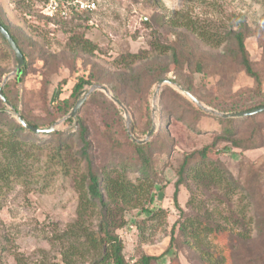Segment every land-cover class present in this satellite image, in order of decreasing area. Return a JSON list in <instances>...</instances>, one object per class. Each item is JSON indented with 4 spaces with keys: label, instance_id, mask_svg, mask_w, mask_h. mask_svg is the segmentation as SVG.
Segmentation results:
<instances>
[{
    "label": "rangeland",
    "instance_id": "374dc122",
    "mask_svg": "<svg viewBox=\"0 0 264 264\" xmlns=\"http://www.w3.org/2000/svg\"><path fill=\"white\" fill-rule=\"evenodd\" d=\"M43 2L0 0V16L10 25L28 53L22 66L28 70L23 80L22 75H16L15 53L0 36V86L4 78L9 76L12 89L18 91L21 99L19 110L5 106L1 98L0 105L17 122L16 113H20L24 107L23 99L28 101L26 112L48 117L42 103L45 93L47 108L59 117L50 125L41 127L56 123L57 130L53 132L76 131L77 116L81 114L90 126L91 152L101 170L107 164L119 165L122 169L125 161L132 163L136 154L130 141L138 143L133 137L146 138L155 125L152 136L141 144L153 141L151 152L157 158L159 174L155 178V201L151 207L162 208L165 213H157L151 218L150 213H143L140 208L126 211L127 224L118 230L124 243L125 257L134 263L142 254L161 255L168 249L171 236L174 235V253L152 264H204L199 251L184 244L179 233V222L199 212L204 214L201 218L205 220L204 209L198 211V208L203 206L202 201L207 197H210L209 207L214 211L215 219V194L189 178L187 184L179 186L178 202L185 212L181 214L173 198L177 171L186 153L202 149L214 140L219 131L215 127V117H226L211 110L238 112L261 105L263 98L258 95L264 93V0H99V7L94 13L55 21L42 13ZM177 11L194 17L200 25L205 24L212 34H222L225 28L233 25V14L245 15L251 29L246 46L254 67L262 77L261 92L255 79L242 65L216 55L222 47L217 48L194 34L196 49L205 51L212 61L204 71H195L189 65L177 72L170 65L166 78L172 79L183 89L186 88L181 82L190 84L193 91L186 90L209 110L192 101L175 84H162L157 92L160 79L141 93H132L128 88L125 94L127 102L122 101L127 111L104 91L94 90L79 108L76 118L72 117L70 122L69 113L84 90L93 84H101L106 85L111 92L109 85L91 82L84 86L69 112L60 116L58 101L70 97L79 76L88 77L95 67L98 73H102V67L114 65L115 59H120L122 54L143 50L149 58L156 57L160 53L154 49L153 41L169 43L176 40L175 34L161 24L160 18L172 16ZM73 35H84L97 45V49L93 53L74 51L71 45ZM127 63L132 64L131 58ZM167 86L173 91L164 90ZM97 91L103 92L117 107L121 119L110 101L92 97ZM196 108L207 115L197 120ZM253 115L256 116L257 131L262 139L259 140L261 146L244 150L221 140L216 144L215 151H208L211 160L221 159L233 175L246 184V188L240 189L234 196L231 207L245 211V221L252 229L251 238L245 240L234 232L232 235L225 233L214 236L213 242L220 246L222 255L227 257V264H264V232L260 231L261 227L264 228V111ZM250 116L233 117L239 121L237 127L240 135L251 132L253 125L248 120ZM148 119L150 123L147 126ZM112 120L114 124L108 127L106 122ZM202 120L205 121L203 127H198L197 122ZM7 122L4 119L1 124L9 127ZM131 128L133 137L129 133ZM160 128L165 129V134L159 132ZM50 133H36V137L22 134L21 137L26 142L44 147L48 145L52 149L55 148L56 138L52 139ZM74 149H78L77 144ZM41 156L39 159H30L33 167L26 183H17L10 190L0 189V264H16L18 255L30 264L61 261L60 244L51 238L56 229H64L76 217L78 193L71 177L60 172L54 162L50 169L45 168V161L49 159L44 158L47 154ZM69 158L68 161L74 160ZM71 165L72 172H83L82 166ZM127 174L133 180L140 176L134 164L127 168ZM194 192L197 196L193 197ZM228 205L221 204L219 211L229 212L231 208Z\"/></svg>",
    "mask_w": 264,
    "mask_h": 264
},
{
    "label": "trees",
    "instance_id": "16d2710c",
    "mask_svg": "<svg viewBox=\"0 0 264 264\" xmlns=\"http://www.w3.org/2000/svg\"><path fill=\"white\" fill-rule=\"evenodd\" d=\"M160 20L164 27L175 34L176 40L169 43L160 40L153 41L154 49L160 53L156 57L149 58L146 51L143 50L137 53L122 54L120 59H115L114 65L110 66L111 68L102 67L101 69H104L102 73H98L95 67L88 77L79 76L72 88L70 97L58 101L57 110L60 116L69 112L84 86L91 82L109 85L113 95L125 103L127 102L125 94L128 92V88L131 89L132 93H141L148 89L153 82L166 78L170 71V65H173L177 72L183 71L185 66L188 67L189 65L195 71H204L209 62L212 61V57L205 51L196 49L194 34L217 48L222 47L216 55L242 65L245 71L255 79L261 92L262 77L254 67L246 46V38L251 29L245 15L233 14V25L225 28L222 34H212L205 27V24L200 25L198 20L183 11H177L167 18L162 16ZM0 23L10 32L26 61L28 53L17 35L1 16ZM0 36L4 39L1 33ZM74 39L76 40L74 41ZM4 41L6 40L4 39ZM71 45L74 51L79 52L81 50L86 53H93L97 49V45L84 35H73ZM167 56L168 60H164ZM129 58H131L132 64L127 63ZM26 67H29L28 61ZM21 72V79L24 80L28 70L26 71V68L23 67ZM181 84L187 90L193 91L190 84L184 82ZM166 89L173 91L168 86L164 90ZM3 92L15 110H19L21 99L18 91L12 89L10 80L6 83ZM42 96L43 107L46 108L48 117H38L29 111L26 112L28 101L24 99L22 100L24 107L20 110L21 115L30 124L37 127L50 125L59 117L53 115L47 108L45 93ZM258 96L263 98L261 105H264V93L261 92ZM92 97L110 101L100 91L95 92ZM110 105L121 119L117 107L111 101ZM194 110L198 115L197 120L202 115H207L197 108ZM255 117L252 114L248 118L253 125L248 135L239 134L237 127L239 121L237 119L215 117V127L219 131L212 143L202 149L186 153L177 171L178 178L175 182L176 189L173 198L181 214H185V212L178 202L179 186L183 183L187 184L189 178L198 186H203L215 194V219L213 217L214 211L209 207L210 197H207L202 201L203 206L198 208V211L204 209L205 220L201 218L204 214L199 212L193 216L185 217L179 222V233L183 237L184 244L198 250L204 264H227V257L222 255L220 246L213 242L214 236L225 233L232 235L233 232L245 240L252 236V229L245 221V211L242 212L231 207L234 196L240 192V189L246 188V184L237 179L221 159L211 160L208 151H215L216 144L221 140H226L231 146L244 150L261 146L259 140L262 139L260 132L257 131ZM4 119L8 120L9 127L1 124ZM72 120L71 117L69 121L72 122ZM76 122V131L69 129L51 132L52 139L56 138L54 141L55 148L51 149L50 146L45 145L46 148L43 145L26 142L21 137L22 134L35 137L37 134L9 117L5 113L4 107L0 105V189L10 190L17 183H26L27 175L33 167L30 159H39L42 154H47L44 158L48 157L49 161H45V168L50 169L53 162L56 163L54 166L59 167L58 170L63 172L65 176L67 175L66 177H71L70 180L73 181V186L77 190L76 217L64 229H56L51 238L52 241H57L60 244L61 261L54 264H152L154 261L163 259L166 255L173 254L172 246L176 241L174 235L171 236L168 249L161 255L142 254L136 262L130 263L125 257L124 243L118 233V230L127 224L125 218L127 210L140 208L141 212L150 213L151 218L157 216V213H165L162 208L151 207L155 201L153 192L155 178L159 174L157 158H154L151 152L153 141L144 144L130 141V146L133 147L136 154V157L132 156V163L125 161L122 163V169L119 165L117 167L107 164L101 170L91 152L90 126L81 114L77 116ZM149 123L150 120L148 119L147 126ZM204 123L203 120L202 122L198 121L197 126L203 127ZM106 124L111 127L114 121L106 122ZM159 132L165 134V129L160 128ZM76 144L78 149L75 150ZM58 157L60 158L57 162ZM69 157L74 160L68 161ZM71 164L82 166L83 172H72L70 168L73 165ZM131 164H134L140 172L137 180L131 179L127 174V168ZM195 193L193 197L197 196ZM221 204H229L228 208H231L229 212L219 211ZM261 221L263 224V220ZM230 224H232L231 227H229ZM260 231L264 232V228L261 227ZM16 261V264H30L20 255L16 257Z\"/></svg>",
    "mask_w": 264,
    "mask_h": 264
},
{
    "label": "water",
    "instance_id": "95a60500",
    "mask_svg": "<svg viewBox=\"0 0 264 264\" xmlns=\"http://www.w3.org/2000/svg\"><path fill=\"white\" fill-rule=\"evenodd\" d=\"M0 33L1 35L4 37V39L7 41V43L9 44V46L11 47V49L14 51L15 53V57H16V61H17V69H16V75H18V77L20 76L21 69L22 66L25 62L24 59V55L22 53V51L20 50L18 44L16 43V41L14 40V38L12 37V35L10 34V32L0 23ZM9 80V76H6L3 80V84L0 86V98L3 100L5 106L8 107H13L11 105V103L9 102V100L5 97L4 95V85L6 84V82ZM170 84L173 85L175 83H173V81L170 78H164L162 79L157 87V92L159 90V88L161 87L162 84ZM175 87L178 88L181 92H183L184 94H186L192 101H194L195 103H197L199 106L204 107L203 105H201V102L189 91H187L186 89H183L180 85L175 84ZM94 90H102L104 91L110 98H112L118 105H120L123 109L126 110L124 104L122 103V101L118 98H116L109 90V88L106 85H101V84H93L90 86V88L88 90H84L83 94L78 98V100L76 101L74 107L72 108V110L70 111L69 115L71 117L76 118V114L78 113L79 108L81 107V105L83 104V102L86 100L87 96ZM156 92V94H157ZM204 109L209 110L208 108L204 107ZM214 113H217L218 115H221L222 117H240V116H248V115H252V114H256L259 112L264 111V105H260L258 107H254L250 110H243V111H238V112H219V111H215V110H211ZM16 118L19 121V123H21L24 127H26L27 129H30L33 132L36 133H40V132H53L55 130H57L56 128V123L51 125V126H47V127H37L34 126L32 124H30L22 115L21 113H16ZM128 119V116H127ZM155 131V125L152 126V128L149 130V132L146 135V138L144 139H136L135 137H133V129L131 128L129 133L130 135L133 137L134 140H136L138 143H143L147 140V138H149L150 136H152L153 132Z\"/></svg>",
    "mask_w": 264,
    "mask_h": 264
},
{
    "label": "built area",
    "instance_id": "2783aa9c",
    "mask_svg": "<svg viewBox=\"0 0 264 264\" xmlns=\"http://www.w3.org/2000/svg\"><path fill=\"white\" fill-rule=\"evenodd\" d=\"M99 7V0H44L42 13L50 20H68L94 13Z\"/></svg>",
    "mask_w": 264,
    "mask_h": 264
}]
</instances>
